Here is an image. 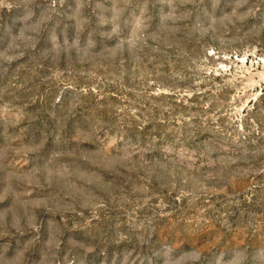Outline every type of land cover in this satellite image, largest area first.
I'll list each match as a JSON object with an SVG mask.
<instances>
[{
    "label": "rangeland",
    "instance_id": "374dc122",
    "mask_svg": "<svg viewBox=\"0 0 264 264\" xmlns=\"http://www.w3.org/2000/svg\"><path fill=\"white\" fill-rule=\"evenodd\" d=\"M0 264H264V0H0Z\"/></svg>",
    "mask_w": 264,
    "mask_h": 264
}]
</instances>
